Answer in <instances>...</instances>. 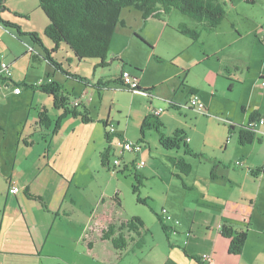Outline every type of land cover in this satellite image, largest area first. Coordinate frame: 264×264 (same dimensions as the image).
<instances>
[{
	"label": "crops",
	"instance_id": "0c3cea01",
	"mask_svg": "<svg viewBox=\"0 0 264 264\" xmlns=\"http://www.w3.org/2000/svg\"><path fill=\"white\" fill-rule=\"evenodd\" d=\"M257 4L264 5V1L258 0L254 5ZM129 9H124L121 13L124 25H119L113 36L107 59L110 64L108 67H97L98 60H87L85 64L84 61H77L69 48L61 45L58 52L51 53V57L70 74L67 75L46 60L45 51L40 47V50L33 49L36 54L41 56V60L34 62L29 57L30 68L35 72L33 81H28L27 77L23 78L17 74H13L12 80L0 78V85L3 86L0 94V175L3 174L2 165L5 164L4 176L8 187L11 181H16L21 189L18 195L12 191L13 196L10 194V187L7 191H3L4 187L0 190L3 195L0 198V264H26V258L29 259V264H121L129 252L141 246L142 232L145 231L143 227H140V236H138L129 227H126V222L133 217H138L143 222L144 220L138 215L126 216L117 195L107 200L104 191L98 194L99 184H104L103 180L106 174L133 175L137 183L139 176L145 174L143 170L145 167L137 169V163L142 161L139 158L144 149L148 150L150 155L154 154L146 132L143 141H141V128L145 119L152 116V109L164 106L165 112L159 116V122L164 125L163 131L166 134L167 118L165 115L169 110L181 112L182 109L174 97L175 93H159L158 86L166 85L169 80L174 78L181 82L180 86H183L190 96L196 95L201 100L204 99L201 95L204 87L214 93L211 86H214L215 89L216 79L229 80L231 82L230 91H232L235 82H240L232 69L238 70L236 64L241 59H225L223 52L226 46L222 47L218 44L217 49L214 46L212 49L203 46V53L207 57L205 60L202 58L201 51L197 50V46H195L200 43L199 39L203 34L215 35L213 33H217L218 28L207 32L194 19L177 14V10L167 16H162V18L150 17L144 20L141 12ZM1 16L6 19L4 14ZM48 24L49 20L43 27V33ZM181 26L199 31V39L193 40L181 33ZM36 32L38 31H33V33ZM38 33L36 34L38 35ZM202 44L204 45V43ZM43 45L45 44L43 43ZM45 47L51 51L54 44L50 40ZM19 56L20 54L13 57V63L18 61ZM8 57L9 54L6 52L4 54L6 62ZM213 57L218 58L221 63L215 73L209 76L204 75L198 81L193 79L192 76L197 75L199 69L202 68L201 64ZM231 61L232 65L229 66ZM8 62L10 66L13 65L12 61ZM163 63L172 64L171 67L175 70L168 72L167 68L164 69L165 66H162ZM38 66L43 70L36 68ZM123 71H129L133 76L139 78L140 87L151 90L149 95L137 91L130 92L124 89L119 82L116 83L117 80H120ZM72 74L83 80L71 77ZM260 79H264L262 72ZM50 80L59 84L66 96H73L72 99L70 98L72 108H74L75 100H81V106L76 108L77 111L88 112L92 121L85 123L81 116L69 115L58 123V118L62 115L63 110L55 107L53 96L41 89L31 87L39 83L47 84ZM17 86L22 89L20 94L13 92ZM122 93H142L147 97V104L141 106L140 110L134 105V101L139 99L137 95H134L133 103L125 111L130 121L137 119L140 125V136L134 139L128 137L127 126L117 130L112 123L115 109L124 112L119 103ZM168 101L178 104L179 107L174 104L169 106ZM14 104H17L19 112L12 113V125L11 123L6 124L3 121L4 117H8V112ZM81 107H83L82 110ZM44 110L50 120L47 126L42 125L39 121V115ZM210 111L211 108L207 106L205 115H209ZM254 111L261 113L259 108L251 111L248 124ZM243 112H246L245 108H243ZM262 116L264 115L262 114ZM106 123L115 128L110 142L106 137L108 133ZM120 125L121 121L119 120L118 126L120 127ZM176 131H183L190 148L195 153L199 151L198 144L194 145V141L184 129L179 128ZM235 131V128L229 130V138H226L224 142L225 151L233 144L232 135L235 134ZM156 132L159 136L160 148L165 152L183 149L184 155H187L183 146L179 149L166 150L160 143L159 132L157 130ZM175 132L166 135L173 136ZM257 138H261L262 141L256 140L255 142L262 144L264 138L260 136ZM120 139L134 143L140 142V151L132 154L134 157L130 159H125L123 155L132 152L122 154V165L115 168L113 160L118 156L117 142ZM240 146L245 147L241 144ZM109 147L111 148L110 168L102 164V154ZM10 148H14V152H9ZM172 158L177 157L170 156V163ZM178 158L183 159V157ZM237 161H241L243 165H236ZM237 161H234V167L240 168L246 175L255 179L264 176V168L254 170L244 160L238 159ZM231 165V163L216 161L213 166L215 167V177L210 175V178H206L208 184H204V186L209 189L213 185L210 184L211 180L225 178L218 172L220 169L223 171L226 168L229 169ZM154 172L155 175H159L157 167L154 168ZM183 187L186 190L197 191V184H193V187L183 184ZM262 190L263 186L261 190L258 189L256 199L244 194L241 201L246 203L249 200L250 203L241 207L238 201L215 199L216 202H219L218 209L215 211L218 231L214 244L211 243L204 247L206 253L209 252L213 257V262L209 264H264V245L261 250L259 247L260 253L259 250H254L252 255L248 252L250 240L254 235L253 230L258 224L255 219L256 213L264 215V211L259 205ZM26 191L40 197L42 202L30 199ZM197 202L196 205L202 204V198L198 197ZM15 206H18L20 212L15 211ZM225 208L235 212H228ZM219 215L220 219H218ZM223 223L232 224L235 228L248 232L246 246L242 254L229 253L230 241L220 233ZM120 225H124L123 230L118 229L121 227ZM112 226L115 227L113 237L123 234L124 239L127 240L128 246L125 249L118 250L112 239L104 236L111 232ZM258 229L260 233L264 232L262 227L259 226ZM189 237L194 238L193 232H190ZM246 253H249L251 259L244 262ZM197 254L193 253L192 256L201 258L205 253Z\"/></svg>",
	"mask_w": 264,
	"mask_h": 264
},
{
	"label": "rangeland",
	"instance_id": "374dc122",
	"mask_svg": "<svg viewBox=\"0 0 264 264\" xmlns=\"http://www.w3.org/2000/svg\"><path fill=\"white\" fill-rule=\"evenodd\" d=\"M225 2L227 17L218 26L217 33H213L215 35L212 36L203 34L199 39L201 45L199 43L195 46L203 54L204 60L207 57L203 53V46L208 49H212L213 46L217 49L218 44L222 47L226 46L223 52L225 59H241L236 64L238 70L234 71L231 68L240 82H235L232 91H230L231 82L229 80L215 78L217 80L215 89L214 86H211L214 93H211L208 88H203L204 91L201 95L204 99L201 100L211 108L209 115L202 114L192 107V96L184 90L183 86H180L179 80L172 78L166 85L158 86L159 93H175L176 101L182 106L181 112L169 110L165 115L167 118L166 134H173L179 128L184 129L194 141V145L198 144L199 147H195H198L197 153L202 156L195 158L184 155L183 149L166 151V153L160 148L156 130L150 129L146 131V136L152 145L154 154L150 155L148 150L144 149L139 158V160L145 161L146 165L145 168L143 167L145 174L139 176L141 185H139L138 193L133 191V185L139 184L133 175L106 174L103 180L104 184H99L98 194L104 191L107 200L117 195L126 216L138 215L145 222L141 246L129 252L121 264H159L168 258L173 259L178 264H200L191 259L190 256L192 257L193 253H198L197 255L209 254V252L206 253L204 247L211 243L214 244L218 231V222L215 217L219 203L215 201L217 198L238 201L240 207L249 205V200L246 203L241 201L242 196L247 194V197L256 199L258 189L261 190L263 186L259 205L264 211V176L255 179L246 175L240 168L234 167V161L239 159L247 162L248 166L254 170L264 168V141L262 144L255 142L245 147H241L239 144V130L241 126H247L249 113L259 108L264 115V80L260 79V73L262 72L264 75V42L262 40L264 5H247L244 0H225ZM4 4L6 9L0 14H4L6 19H3L16 27L6 28L4 25H0V53L5 54L7 52L9 54L7 62L12 61L13 65L10 67H12L13 74L23 78L27 77L28 81H33L35 72L30 68L29 57L31 59L32 57L29 50L30 48L40 50L41 46L29 34L38 31L39 33H36H38V37L45 44V47L50 40L42 30L47 24L48 18L40 8L39 0H5ZM177 14L181 13L178 12ZM17 27L21 29L22 35L18 32ZM27 43L31 44L28 45ZM26 49L27 52H25ZM4 54H0V58ZM19 54L18 61L13 63V57ZM85 62L87 61H84V64ZM163 64L162 66H165L164 69L167 68L168 72L175 70L171 67L172 64ZM231 65L232 61L229 66ZM201 66L199 73L197 72V75L192 76L197 81L202 79L204 75L214 74L221 63L218 58L213 57L211 60L203 62ZM36 68L43 70L40 66ZM203 70L204 73H202ZM134 95L139 98L134 101L135 107L141 110L140 107L147 104V97L142 93H122L121 97L118 96V98L120 107L124 112L115 109L113 111L114 120H112L117 130L127 126V135L132 139L140 136V125L137 119L130 121L125 111L133 103ZM70 98L72 99L73 96ZM243 108L246 110L245 113ZM17 109V104L11 106L8 117H4L3 120L6 124L11 123L12 125L11 115L18 113L19 110ZM80 109L82 110L83 107ZM119 120L121 121L120 127L118 126ZM231 126L236 129L235 134L232 135L233 144L225 151L224 142L226 138H229ZM257 129L263 131L264 128L258 126ZM9 152H14V148H10ZM132 154L134 153L125 154L123 157L130 159L134 157ZM117 155L118 157L122 155L120 150H117ZM170 156L183 157L187 163L192 165L193 171L189 175L183 174L172 162L170 163ZM216 161L231 163L232 165L224 171L220 169L219 175L225 178L211 180L210 184L213 185L208 189L207 186H204V184H208L205 179L210 178ZM155 167L158 168L159 175H155ZM5 168V164L2 165L3 174L0 175V190L4 187L2 188L3 191L9 190L4 176ZM183 184H187L189 187L197 184V191L186 190ZM10 194L14 195L12 191ZM2 196V192H0V198ZM198 197L203 200L200 205H196ZM15 208V211L20 212L18 206ZM225 209L231 213L235 212L228 208ZM24 210L27 212L25 208ZM158 214L163 222L158 218ZM167 215L171 216L173 220L163 219V216L166 217ZM218 219H220V215ZM255 219L258 224L253 230L254 235L249 243L248 252L251 255L254 250H259V247L261 250L264 245V232L260 233L258 229L259 226L264 229V215L257 212ZM164 227H167L166 231ZM253 231L250 232L253 233ZM190 232H193L196 239L189 237ZM249 253H246L244 262L251 259ZM26 264H29L27 258Z\"/></svg>",
	"mask_w": 264,
	"mask_h": 264
},
{
	"label": "trees",
	"instance_id": "16d2710c",
	"mask_svg": "<svg viewBox=\"0 0 264 264\" xmlns=\"http://www.w3.org/2000/svg\"><path fill=\"white\" fill-rule=\"evenodd\" d=\"M2 6L0 12L6 9L4 3L5 0H0ZM247 5H254L258 0H244ZM40 8L43 10L49 20V24L45 28V36L54 44L53 49L50 51L44 47L42 41L36 33L29 34L32 39L43 47L45 51V58L56 69L61 72L70 75L61 64L56 62L52 57V52H58L61 45L69 48L73 53L77 61L98 60L97 67H108L110 64L107 62L108 54L110 51L113 36L119 25H124L121 20V13L124 9H135L143 14V19L147 20L150 17L162 18V16L169 15L172 11L177 10L181 14L194 19L202 25L203 30L207 32L214 31L227 17L226 4L224 0H39ZM0 25L4 27H16L5 21L0 14ZM18 32L22 35L21 29L17 27ZM181 33L191 37L193 40H198L200 32L194 29H190L187 26L180 27ZM31 57L34 62L41 60V56L36 54L35 51H30ZM71 77L82 79L77 75H71ZM83 80V79H82ZM264 80V79H263ZM122 85V79L117 80ZM32 88L41 89V91L53 96L55 107L62 109L63 113L58 118V123L65 117L72 115L74 117L81 116L85 123L91 122L88 112H78L76 107L70 106V97L66 96L60 85L53 83V81L42 84L34 85ZM140 92L149 94L150 89H138ZM172 104L179 107L178 104L172 102ZM41 112L39 115V121L42 125H49V119L47 114ZM261 113L254 111L249 120L247 126H241L239 131V143L243 146L251 145L256 140L261 142V138H257L254 129V124L262 119ZM106 127L109 128L106 123ZM155 128L160 135V143L166 150L179 149L183 146L187 155L195 158H200L202 155L195 153L186 141V134L183 131H176L173 136H167L164 134V125L159 122V117L150 116L147 117L141 128V141H143L145 132ZM235 128L230 127V130ZM113 135L107 133L106 137L111 141ZM140 145V142L137 143ZM111 157V148H107L102 154V164L105 167L110 168L109 159ZM172 163L180 169V171L189 175L192 171V165L187 163L181 158H172ZM216 166V165H215ZM215 167H213L211 176L215 177ZM261 171V170H258ZM138 179V183L140 184ZM139 184L133 186L134 193H138ZM10 185V183H9ZM27 196L30 199L42 202V199L26 191ZM139 201H141L138 198ZM159 219L162 221L161 217ZM163 222V221H162ZM127 226L140 236V227L144 228V222L138 218L133 217L126 222ZM111 227V232L106 233V238H111L114 246L118 250H123L128 246L127 240L124 239V235L120 234L118 237L115 235L114 229ZM124 225L118 227L123 230ZM167 230V227H164ZM220 233L226 239H229V253L233 255H240L243 253L246 246L248 232L244 229H237L232 224L223 223L220 229ZM186 253V252H185ZM188 256V254L186 253ZM200 264H206L200 257L190 256ZM62 264V263H60ZM163 264H178L171 258H168Z\"/></svg>",
	"mask_w": 264,
	"mask_h": 264
},
{
	"label": "built area",
	"instance_id": "2783aa9c",
	"mask_svg": "<svg viewBox=\"0 0 264 264\" xmlns=\"http://www.w3.org/2000/svg\"><path fill=\"white\" fill-rule=\"evenodd\" d=\"M2 6V3L0 1V7ZM262 40L264 42V32L262 34ZM30 51H34L33 48H30ZM12 70L10 65L6 62L4 56H2L0 58V78L5 79V80H12ZM121 79H122V87L126 90H129L130 92H136L138 91V89L140 88V80L139 78L133 76V74L129 71H123L121 74ZM51 82V80L49 81ZM38 85H42V83H39ZM3 86L0 85V94L2 92ZM22 91L21 87L17 86L14 88L13 92L15 94H20ZM144 93V92H142ZM147 94V93H145ZM149 95V94H148ZM168 105L170 106L172 104V101H168L167 102ZM191 105L193 108H195L196 110L200 111L202 114H206L207 113V106L204 102H202L196 95L192 96L191 99ZM73 106L74 107H79L81 106V100H75L73 102ZM165 112V108L163 107H158V108H154L152 109V115L155 117H159L161 116L163 113ZM108 132L111 135H114L115 132V128L112 125H108ZM258 126H261L264 128V117L262 119H260L257 123L254 124V130L256 132L257 135H259L260 137L264 138V129L263 131H259L257 128ZM117 148L121 151V154H124L125 152H132V153H137L140 151V145H138L137 143L131 142V141H126V140H118L117 142ZM122 165V157H116L113 160V166L115 168H119ZM146 163L145 161H139L137 163V169H142L143 167H145ZM236 165L238 166H242L243 163L241 161H237ZM136 169V170H137ZM10 190L13 191L16 195H18L21 192V189L18 187L17 182L16 181H11L10 182ZM166 218L167 220L172 219L171 216L167 215L166 217L163 216V219ZM121 226V225H120ZM202 261L204 263H212L213 262V257L211 254H204L201 257Z\"/></svg>",
	"mask_w": 264,
	"mask_h": 264
},
{
	"label": "water",
	"instance_id": "95a60500",
	"mask_svg": "<svg viewBox=\"0 0 264 264\" xmlns=\"http://www.w3.org/2000/svg\"><path fill=\"white\" fill-rule=\"evenodd\" d=\"M137 92H140V91H137Z\"/></svg>",
	"mask_w": 264,
	"mask_h": 264
}]
</instances>
